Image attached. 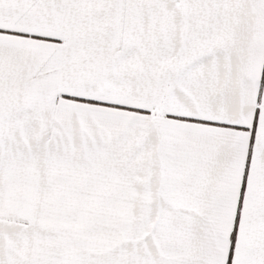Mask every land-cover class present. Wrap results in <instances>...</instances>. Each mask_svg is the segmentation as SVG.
Instances as JSON below:
<instances>
[{
  "label": "snow or ice",
  "instance_id": "6c2138e0",
  "mask_svg": "<svg viewBox=\"0 0 264 264\" xmlns=\"http://www.w3.org/2000/svg\"><path fill=\"white\" fill-rule=\"evenodd\" d=\"M0 264H264V0H0Z\"/></svg>",
  "mask_w": 264,
  "mask_h": 264
}]
</instances>
